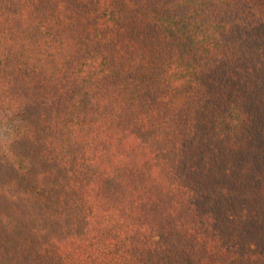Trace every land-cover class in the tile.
Returning a JSON list of instances; mask_svg holds the SVG:
<instances>
[{"label": "trees", "instance_id": "trees-1", "mask_svg": "<svg viewBox=\"0 0 264 264\" xmlns=\"http://www.w3.org/2000/svg\"><path fill=\"white\" fill-rule=\"evenodd\" d=\"M0 264H264V0H0Z\"/></svg>", "mask_w": 264, "mask_h": 264}]
</instances>
